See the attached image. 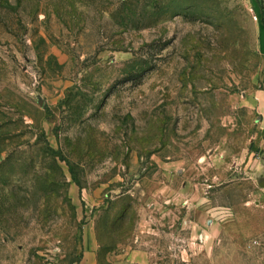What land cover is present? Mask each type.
Instances as JSON below:
<instances>
[{
  "label": "rangeland",
  "instance_id": "obj_1",
  "mask_svg": "<svg viewBox=\"0 0 264 264\" xmlns=\"http://www.w3.org/2000/svg\"><path fill=\"white\" fill-rule=\"evenodd\" d=\"M263 179L257 0H0V264H264Z\"/></svg>",
  "mask_w": 264,
  "mask_h": 264
},
{
  "label": "crops",
  "instance_id": "obj_2",
  "mask_svg": "<svg viewBox=\"0 0 264 264\" xmlns=\"http://www.w3.org/2000/svg\"><path fill=\"white\" fill-rule=\"evenodd\" d=\"M141 236L134 233L127 243L132 240L133 244L119 245L106 256L110 264H163V258L154 257L150 246L144 238L152 229L146 228L147 223L140 224ZM145 233V234H143ZM83 254L79 264H98L100 243L94 229H89L84 234Z\"/></svg>",
  "mask_w": 264,
  "mask_h": 264
},
{
  "label": "trees",
  "instance_id": "obj_3",
  "mask_svg": "<svg viewBox=\"0 0 264 264\" xmlns=\"http://www.w3.org/2000/svg\"><path fill=\"white\" fill-rule=\"evenodd\" d=\"M261 9V12L263 14V23H264V0H257Z\"/></svg>",
  "mask_w": 264,
  "mask_h": 264
},
{
  "label": "water",
  "instance_id": "obj_4",
  "mask_svg": "<svg viewBox=\"0 0 264 264\" xmlns=\"http://www.w3.org/2000/svg\"><path fill=\"white\" fill-rule=\"evenodd\" d=\"M260 186L264 188V179L260 182Z\"/></svg>",
  "mask_w": 264,
  "mask_h": 264
}]
</instances>
